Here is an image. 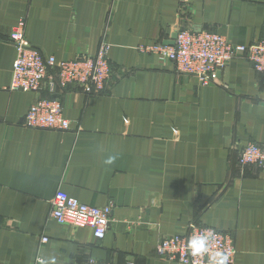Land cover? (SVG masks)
<instances>
[{
    "label": "crops",
    "instance_id": "crops-1",
    "mask_svg": "<svg viewBox=\"0 0 264 264\" xmlns=\"http://www.w3.org/2000/svg\"><path fill=\"white\" fill-rule=\"evenodd\" d=\"M20 21L44 57L94 55L108 44L106 92L10 91L8 36ZM192 26L234 44L263 40L264 0H0V264L40 255L169 264L158 244L191 223L233 239L230 264H264V168L238 162L247 144L264 145V74L235 58L216 84L202 85L139 50ZM52 97L69 131L19 124L32 103ZM57 191L111 205L102 240L52 219Z\"/></svg>",
    "mask_w": 264,
    "mask_h": 264
},
{
    "label": "built area",
    "instance_id": "built-area-1",
    "mask_svg": "<svg viewBox=\"0 0 264 264\" xmlns=\"http://www.w3.org/2000/svg\"><path fill=\"white\" fill-rule=\"evenodd\" d=\"M173 45L155 42L140 47V52L150 53L162 64L171 65L179 74L198 80L202 85L216 84L218 73L235 58H242L258 73L264 74V39L249 45L232 43L220 33L184 27L175 30ZM170 39V38H169ZM167 39V40H169ZM8 41L14 46L10 91L38 93L44 86L51 93L68 86H77L87 96H99L106 92L111 77L108 62L109 45L102 43L94 55H79L73 59L56 60L44 57L31 46L24 35V22L12 29ZM24 128L50 131H69L70 121L62 115V103L58 97L39 99L32 103L19 123ZM242 166L264 168V145L247 144L238 153ZM112 207H95L83 204L63 191H57L52 201L51 217L60 225L77 229H89L95 240H102L108 231ZM212 229L215 233L204 256H191L186 248L188 238L198 231ZM47 239H42L46 243ZM225 251L232 263L235 255L233 239L226 233L210 227L191 223L184 235L167 236L156 248L159 256L169 264H209V258L217 251ZM87 264H102L90 259Z\"/></svg>",
    "mask_w": 264,
    "mask_h": 264
},
{
    "label": "clouds",
    "instance_id": "clouds-1",
    "mask_svg": "<svg viewBox=\"0 0 264 264\" xmlns=\"http://www.w3.org/2000/svg\"><path fill=\"white\" fill-rule=\"evenodd\" d=\"M113 159L110 157L106 163L111 164ZM214 234L212 229H205L191 235L186 242L188 253L194 257L206 255L209 252V245ZM229 259L230 257L225 251L217 250L209 258V264H229ZM35 264H57V261L55 256L40 255L37 256Z\"/></svg>",
    "mask_w": 264,
    "mask_h": 264
},
{
    "label": "water",
    "instance_id": "water-1",
    "mask_svg": "<svg viewBox=\"0 0 264 264\" xmlns=\"http://www.w3.org/2000/svg\"><path fill=\"white\" fill-rule=\"evenodd\" d=\"M183 28H179L178 31H181ZM176 31L171 35L169 40L163 41V43L165 45H173L174 44V40L176 38Z\"/></svg>",
    "mask_w": 264,
    "mask_h": 264
}]
</instances>
